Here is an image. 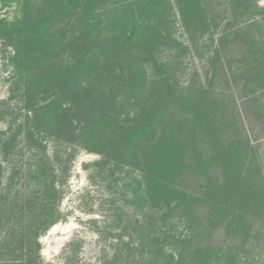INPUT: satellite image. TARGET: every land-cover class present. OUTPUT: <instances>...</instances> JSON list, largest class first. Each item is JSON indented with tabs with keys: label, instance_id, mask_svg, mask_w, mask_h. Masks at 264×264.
Returning <instances> with one entry per match:
<instances>
[{
	"label": "rangeland",
	"instance_id": "obj_1",
	"mask_svg": "<svg viewBox=\"0 0 264 264\" xmlns=\"http://www.w3.org/2000/svg\"><path fill=\"white\" fill-rule=\"evenodd\" d=\"M84 34L80 44L92 51L87 64L98 67L91 80H79L96 87L91 99L104 103L101 93L112 94L115 80L139 87L128 91L112 123L109 118L95 122L93 136L79 145L72 136L97 113L92 102L77 116L66 111L71 98L60 96L46 119L27 120L22 92L29 81L41 82L42 89L47 81H63L58 70L75 62L79 44L74 40ZM52 40L59 45L48 64H25L29 50L40 55L37 47ZM213 88L246 125L248 137L244 147L232 142L225 157L235 164L234 181L246 195L237 207L232 204L233 216L221 209L224 204L210 211L214 226H229L231 236L240 229V217L244 229H249L246 219H264V0H0V240L26 227L29 236L34 233L30 217L54 170L60 194L53 204L60 218L37 237L41 264H174L187 248V237L203 227L197 209L216 196L211 191L218 181L206 170L222 145L195 109ZM52 95H38L42 110ZM151 101L169 104L167 114L153 129H146L145 118L131 126L134 113L144 116L140 109ZM192 132L205 164L196 168L194 162L195 169L172 156ZM113 135L118 140H110ZM61 160H69L65 176ZM252 187H262L263 196L251 195ZM5 209L12 212L8 224H3ZM252 224L244 248L234 236L217 238V261L211 264H236V258L240 264H264L263 225ZM222 253L227 261H218Z\"/></svg>",
	"mask_w": 264,
	"mask_h": 264
},
{
	"label": "trees",
	"instance_id": "obj_2",
	"mask_svg": "<svg viewBox=\"0 0 264 264\" xmlns=\"http://www.w3.org/2000/svg\"><path fill=\"white\" fill-rule=\"evenodd\" d=\"M54 14L49 15L47 17V20L53 19L56 12H53ZM50 22V21H49ZM48 22V23H49ZM51 26V25H49ZM47 29H51V27H47ZM85 34L83 37H78L74 40V43H78L79 45H76L75 52H77V55H75V62L71 65L67 64L66 66H63L65 70H58L60 79L63 80L59 82L58 84H55L56 81H47V84H44V89L40 88L42 83L39 81L30 82L29 85L27 84V87L23 90L24 95V102L26 104V109L28 110V114H26V119H38L40 117H44L45 119L50 116V111L52 106H54L57 102V100L60 98V96H67L71 98V103L69 104L68 109L66 111L70 113V111H75L76 115L78 116L79 113H84L86 109H88L90 102H92V108L93 111L97 110V113L94 115H91L90 122L87 124L86 128H81V130L78 133L73 134L72 138H76L78 140V144H82L83 140L88 139L90 140L92 134L95 132L96 124L95 122H102L106 121L108 118L109 121L112 123V113L114 114L117 109H121L124 104L127 102V96L128 91L134 92V87H139L137 84L131 82V81H124V84H121L120 81H117L115 83L111 82V74H108L111 69L109 66H105L106 72L108 75H106V78H108V81L106 83L111 82V89H117L116 91L113 90V93L107 92L101 93V100L104 101V103H98V99H91V96L95 94V86H92L91 81H79L82 77L84 80H89V76L92 77V74L98 70V67H96L95 62H90L87 64L86 56L89 54H92V51H87V45L80 44L82 41H86ZM84 38V39H83ZM59 40H52L51 43L46 42L44 44H41L38 46V50L42 51V53L39 55L37 54L38 51L29 50V54L26 57L23 58L25 60V64L31 65L33 63H41V64H48V58H50V55L52 52L58 51V43ZM75 46L74 44H72ZM53 46L50 48V51L47 50V47ZM46 48V49H45ZM53 48V49H52ZM80 53V57H79ZM94 55V54H93ZM18 56V55H17ZM223 64H220V69ZM103 67V66H102ZM101 68V67H99ZM110 68V69H109ZM218 74V72L216 71ZM225 79L226 84H224L226 87L225 89L229 88V79L227 75L225 74L223 77ZM77 80V81H71ZM92 79V78H91ZM90 79V80H91ZM99 82V79H97ZM81 82V83H80ZM130 82V83H129ZM220 82V81H219ZM88 84V85H87ZM56 90V92H55ZM120 90V91H119ZM224 90V89H222ZM115 91V92H114ZM140 89V94H141ZM54 92V95L50 102L44 107V110H42L43 106L38 105L39 99H37L38 95L40 93L48 94ZM65 93V95L61 94ZM117 94V95H116ZM119 94V95H118ZM121 94V95H120ZM139 94V95H140ZM222 92H219V90H216L213 88V90H210L208 96H204L200 100L196 101L197 105L195 109L204 116V120L207 122L208 126L215 129L214 137L219 139V144L222 145L220 147V150H218V154L209 159L212 161V168H208L206 170V173L212 175V179L214 177V180L218 181V186H214L212 191L216 196L213 198L209 203L207 207H202L197 209V212L200 215V219L202 220L203 227L196 233L191 234L187 237V248L183 255L178 259L175 260L174 264H211L213 261H217L216 252L213 250V248L216 247V244L218 243L217 238L223 240H228L231 237H235L236 240L240 241V244L244 248L246 241L245 239L251 234L253 231L254 225L252 223H258L260 225H263L264 230V219L262 222H259L256 220H253L252 223L249 222L246 219V224L248 225L249 229H244L243 226H245V220H242L240 217L239 231L233 232V235H227L228 228H221L218 229L214 226V219L210 213L214 209L216 205L224 204V208L221 207V209L228 215L233 216L234 214V208L232 204L236 205V207L241 203L242 195H246V193H243L242 185L239 184L236 180L234 181V176L232 174V169L234 168L233 162L231 159L226 161V155L228 154V151L231 150V143L234 144L241 143V147H244L243 144L248 142V137L243 132L245 130L244 123H238L237 115L233 117L230 107L222 103V99L224 96H222ZM141 97L138 96V100H140ZM90 99V100H89ZM85 100H89L85 102ZM98 103V104H96ZM139 104V103H138ZM99 105V106H97ZM142 105V102H141ZM140 105V106H141ZM149 105V106H148ZM74 106V107H73ZM140 106H138V109H140ZM147 107H143L142 111L143 114L145 113V117L142 116L141 113H134V118L130 120L131 126L134 125L137 121H141V119L145 118V127L147 128H154L157 122L159 121L164 114H167V110L169 109V104L167 108V104L162 103H155L150 102L147 103ZM59 107V106H58ZM60 113H64V109L60 106L58 109ZM230 111V112H229ZM66 112V113H67ZM141 112V111H139ZM230 115V116H229ZM232 120V123L229 124L228 122ZM107 121L106 123H110ZM108 125V124H107ZM111 132V131H110ZM125 133V132H124ZM115 134V133H113ZM125 134H121V137H124ZM194 132H192L188 137V142L185 144V146L181 147L178 150H174L172 153V156L176 161L182 164H190V167L195 169V166L193 165L194 162L196 168H199V165H205L204 163H200L203 160L198 159V151L196 149V146L193 145V138ZM113 135V138L110 140H113L114 138L118 140L119 135L116 136ZM109 140V139H108ZM101 145L103 144V140L100 141ZM75 148V147H71ZM75 152V149H74ZM73 152V153H74ZM69 155V154H68ZM67 155V156H68ZM70 156V155H69ZM71 157V156H70ZM73 157V155H72ZM71 159V158H70ZM69 159V160H70ZM69 160L67 161H60L59 162V169L62 176L67 175L68 169H69ZM224 161L226 162L224 164ZM199 162V163H198ZM229 162V163H228ZM51 178L48 181L44 182V187L41 195L38 197L36 203L39 205L38 209L35 213H33L32 210V216L30 217V221L32 222L34 228V233L29 236V233H27V227L24 228V230L20 231V235H16L15 232L9 233V236H5L0 240V254H5L7 258L0 260V264H41L42 260L40 256L38 255V251L40 249V244L37 242V237L40 233L46 231L49 227L54 225L58 222L60 218V214L56 209V205L53 204V199L57 198L60 194V189L56 185L57 178L59 177V174L57 171H52ZM239 177V176H238ZM263 187V185H262ZM261 187V188H262ZM250 188L251 195L263 196V188ZM239 195V197L237 196ZM59 199V198H58ZM226 201V202H225ZM235 201V202H234ZM225 202V203H224ZM246 204H248V201H245ZM207 204V203H206ZM32 207L35 205L33 201H30L28 203V206ZM253 206V203L250 204ZM262 208H264V204L262 205ZM252 207L248 205V208L245 210V213L253 214ZM2 212V209L0 207V213ZM4 215V223L8 224L10 219V214L12 213L10 209H5ZM3 212V213H4ZM237 213V211H236ZM248 215V214H247ZM243 216V215H242ZM251 219V216L248 215ZM264 217V210L261 212L260 218ZM1 222V221H0ZM216 224V223H215ZM243 224V225H242ZM31 228V226H30ZM243 241V242H241ZM33 247L35 249H33ZM216 249V248H215ZM37 254L36 257H33L32 254ZM222 259L219 260H226L225 254H223ZM236 264H240V259L236 258Z\"/></svg>",
	"mask_w": 264,
	"mask_h": 264
},
{
	"label": "bare ground",
	"instance_id": "obj_3",
	"mask_svg": "<svg viewBox=\"0 0 264 264\" xmlns=\"http://www.w3.org/2000/svg\"><path fill=\"white\" fill-rule=\"evenodd\" d=\"M59 243V242H58Z\"/></svg>",
	"mask_w": 264,
	"mask_h": 264
}]
</instances>
